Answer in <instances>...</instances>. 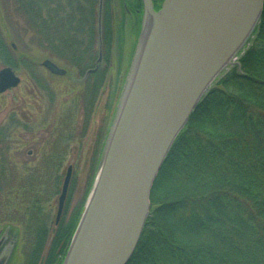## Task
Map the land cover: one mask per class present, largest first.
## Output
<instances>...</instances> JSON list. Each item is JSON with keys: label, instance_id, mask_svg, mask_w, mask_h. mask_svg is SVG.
I'll list each match as a JSON object with an SVG mask.
<instances>
[{"label": "trees", "instance_id": "1", "mask_svg": "<svg viewBox=\"0 0 264 264\" xmlns=\"http://www.w3.org/2000/svg\"><path fill=\"white\" fill-rule=\"evenodd\" d=\"M98 3L0 0V14L21 18L30 33L28 45L42 47L46 57L83 76L95 66L99 52L102 63L109 56L124 26V19L117 23L113 16L112 0H103L99 20ZM126 6L133 17L141 16L140 0ZM5 41L0 31V62L16 69ZM104 72L90 73L83 92L95 95ZM9 133L0 136V144H9ZM92 179L66 219L65 202L52 230L39 219L37 198L20 202L17 209L8 203L10 192L4 191L12 181L0 186V226L7 236L14 224L28 229L31 248L25 264H62ZM149 200L150 213L126 264H264V1L238 64L229 67L192 110L162 163ZM10 213L15 214L10 218Z\"/></svg>", "mask_w": 264, "mask_h": 264}, {"label": "water", "instance_id": "2", "mask_svg": "<svg viewBox=\"0 0 264 264\" xmlns=\"http://www.w3.org/2000/svg\"><path fill=\"white\" fill-rule=\"evenodd\" d=\"M141 1L135 61L62 264L129 261L150 213L151 187L173 141L215 79L245 47L264 0H162L158 10L152 0ZM101 7L99 0V18ZM147 16L152 25L138 55ZM41 64L52 74L66 73L50 59ZM19 83L10 66L0 69V94ZM70 176L68 166L56 222ZM11 249L0 264L6 263Z\"/></svg>", "mask_w": 264, "mask_h": 264}, {"label": "rangeland", "instance_id": "3", "mask_svg": "<svg viewBox=\"0 0 264 264\" xmlns=\"http://www.w3.org/2000/svg\"><path fill=\"white\" fill-rule=\"evenodd\" d=\"M131 1L112 0L110 4L117 23L124 19V26L109 56L104 57L100 66L98 64L96 70L105 72L95 95L83 92L91 80L87 72L78 76L72 67L46 57L42 47L28 45L30 33L25 32L21 18L0 14V31L7 38L5 42L12 50L16 65L14 71L20 77L17 87L0 94V136L10 131L9 144H0V186L4 188L12 181L13 186L4 191L10 192L6 194L8 203L14 202L17 209L20 202L37 198L41 205L39 219L48 230L57 224L58 197L67 167L71 166V176L65 212L63 207L65 219L83 199L92 176V183L94 181L102 145L127 86L138 48L142 14L137 35L132 31L125 32L123 17H133L126 6V2ZM45 59L65 69L66 74H51L41 64ZM4 66L0 62V69ZM85 93L86 98H83ZM90 189L91 186L85 201ZM14 214L10 213L8 217ZM14 225L16 228L8 236L3 230L5 227L0 226V257L15 245L5 264H25L31 248L28 229L23 223Z\"/></svg>", "mask_w": 264, "mask_h": 264}, {"label": "flooded vegetation", "instance_id": "4", "mask_svg": "<svg viewBox=\"0 0 264 264\" xmlns=\"http://www.w3.org/2000/svg\"><path fill=\"white\" fill-rule=\"evenodd\" d=\"M153 1V4H154V8L155 9H157L158 7H157V5L161 2V0L160 1H158V0H152ZM125 8H126V6H125ZM127 9V8H126ZM131 16H134L133 15V13H131V12H129V11H127ZM135 12L136 13H139L140 12V10H135ZM125 18V21H126V30H125V32L126 31H132L133 33L135 32V29H139V20L141 19V17H124ZM101 57H100V61H98V64H100V63H102V55H101V53L99 54ZM97 62V61H96ZM95 65H96V63H95ZM95 67V66H94ZM98 68V67H97ZM95 71H97V70H95ZM94 71V72H95ZM94 72H92V73H94Z\"/></svg>", "mask_w": 264, "mask_h": 264}, {"label": "bare ground", "instance_id": "5", "mask_svg": "<svg viewBox=\"0 0 264 264\" xmlns=\"http://www.w3.org/2000/svg\"><path fill=\"white\" fill-rule=\"evenodd\" d=\"M147 20H146V23H145V26H144V30H143V35H142V39H141V45H140V48L138 49V55L140 54L141 52V49H142V46L145 44L146 42V39H147V36H148V33L150 32V28H151V25H152V19L147 16Z\"/></svg>", "mask_w": 264, "mask_h": 264}]
</instances>
